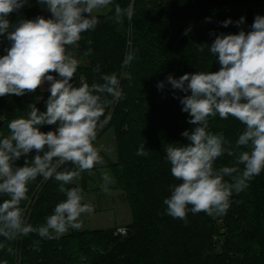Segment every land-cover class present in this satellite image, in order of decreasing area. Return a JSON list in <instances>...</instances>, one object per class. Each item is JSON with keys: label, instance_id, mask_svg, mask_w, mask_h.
I'll return each instance as SVG.
<instances>
[{"label": "clouds", "instance_id": "clouds-1", "mask_svg": "<svg viewBox=\"0 0 264 264\" xmlns=\"http://www.w3.org/2000/svg\"><path fill=\"white\" fill-rule=\"evenodd\" d=\"M27 3L0 0V37L9 42L6 54L0 56V97L33 93L45 82L49 83L50 95L46 110L30 104L26 116L12 119L7 134L0 133V251L10 255L15 254L11 243L30 234L51 240L59 239L69 229H81L79 218L93 210L83 203L82 188L68 185L81 173H92L95 166L103 164V145L95 142L111 119L107 110L122 97V79L130 76L101 72V64L97 63L92 69L96 80L89 84L81 77L79 84H74L80 61L73 49L84 33L96 29L100 23L98 13L110 6L117 23L131 21L135 15L133 4L122 7L114 0H37L51 13L50 18L40 15L12 23L9 14ZM244 23V17L235 21L238 28ZM230 24L231 19L222 22L223 27ZM92 43L87 40L85 56L92 55ZM196 47L200 53L207 47L218 61L219 70L185 73L178 79L167 77L172 89L185 93L180 98L182 111L190 117L187 122L195 126L182 132L187 144L177 142L164 147L165 162L180 183L169 185L163 214L185 224L189 211L210 217L226 215L233 194L248 189L251 181L264 172V16L254 17L250 31L241 28L235 34L220 33L210 45ZM134 58V53H126L122 67L129 66ZM157 88L163 90L165 83L159 82ZM217 116L225 120L231 116L244 125L234 143L223 132L209 130V118ZM45 125L55 126L54 130L41 131ZM33 152L35 155L29 159ZM148 154L141 144L136 155ZM225 155L232 162L218 165ZM22 157L24 163L18 166ZM67 164L73 169L63 167ZM38 177L58 182V192L65 199L55 205L44 223L34 226L28 222L26 202L29 185ZM101 178V190L107 193L113 179L108 173ZM33 245L38 251L40 241H33Z\"/></svg>", "mask_w": 264, "mask_h": 264}, {"label": "trees", "instance_id": "trees-1", "mask_svg": "<svg viewBox=\"0 0 264 264\" xmlns=\"http://www.w3.org/2000/svg\"><path fill=\"white\" fill-rule=\"evenodd\" d=\"M114 3L122 7L133 4L135 15L131 21L124 19L117 23L112 18V6L108 14L99 15L96 29L84 33L74 48L82 56L89 47L87 40L93 41L88 64H79L73 83L78 85L81 77L89 84L96 80L92 69L97 63L101 64V72H124L130 76L122 79V97L107 110L111 119L97 136L100 138L111 128L115 132L118 158L107 167L132 212L133 220L126 226L128 235L116 236L118 227L69 229L59 239L51 240L30 234L11 243L14 255L0 251V264L4 261L8 264H264V172L251 181L248 189L233 194L231 207L224 216L210 217L204 212L189 211L185 224L163 214L166 207L163 200L170 196L169 185L180 183L171 175L170 164L165 162L164 147L177 142L187 144L182 132L195 127L187 122L188 113L182 111L180 98L185 93L172 89L167 77L178 79L185 73L218 71L219 63L208 48L200 53L196 45H210L220 33L235 34L241 28L250 31L254 17L264 16V0H114ZM249 8L254 11L250 23L245 18ZM40 15L51 17L37 0H28L18 12L9 14L8 19L16 23L21 18ZM241 17L245 23L238 28L235 21ZM227 19L233 24L223 27L222 22ZM189 29L188 35H184ZM8 46L6 38L0 37V56L6 54L4 49ZM128 52L134 53L135 58L129 66L122 67ZM159 82L165 83L163 90L157 88ZM49 95L40 88L23 96L0 97V133L7 134V124L12 119L26 116L30 104L46 110L43 101ZM54 127L45 125L41 131ZM243 129L244 125L231 116L226 120L219 116L209 118V130L223 132L233 143ZM141 144L149 150L147 156L136 155ZM34 155L35 152L28 158ZM231 162L232 158L225 155L217 164ZM23 163V157L17 161L18 166ZM63 167L73 169L71 164ZM100 169L101 165H97L93 171ZM80 175L82 188L86 190L91 173ZM58 186L53 178L42 177L29 185V202H26L29 223L34 226L44 223L55 205L65 199ZM71 186L74 183L68 185ZM35 240L40 241L38 251L34 250Z\"/></svg>", "mask_w": 264, "mask_h": 264}, {"label": "rangeland", "instance_id": "rangeland-1", "mask_svg": "<svg viewBox=\"0 0 264 264\" xmlns=\"http://www.w3.org/2000/svg\"><path fill=\"white\" fill-rule=\"evenodd\" d=\"M110 10L111 7L98 13V15L108 14ZM73 55L80 61V65L88 64V57L84 54L80 56L79 53L73 49ZM48 87V82H45L41 89L46 91ZM96 145H103L101 153L104 162L101 164V169L91 173V179L86 190L82 188L80 182L81 175L73 182L75 186H79L83 190V203L90 204L93 209L90 213H84L79 218L82 224L80 230L110 229L127 226L133 220L131 209L123 193L117 189L112 172L107 167V164L115 163L118 158L114 130L112 128L108 129L97 139ZM103 173H108L113 179V182L109 184V191L107 193L103 192L100 187L103 183L101 178Z\"/></svg>", "mask_w": 264, "mask_h": 264}, {"label": "built area", "instance_id": "built-area-1", "mask_svg": "<svg viewBox=\"0 0 264 264\" xmlns=\"http://www.w3.org/2000/svg\"><path fill=\"white\" fill-rule=\"evenodd\" d=\"M49 84V83H48ZM46 101H43V103L45 104ZM115 235L116 236H126L128 235V229L126 227H118L115 231Z\"/></svg>", "mask_w": 264, "mask_h": 264}, {"label": "water", "instance_id": "water-1", "mask_svg": "<svg viewBox=\"0 0 264 264\" xmlns=\"http://www.w3.org/2000/svg\"><path fill=\"white\" fill-rule=\"evenodd\" d=\"M253 15H254V11L253 9L249 8L245 14V18H246V21L248 23H250L252 21V18H253Z\"/></svg>", "mask_w": 264, "mask_h": 264}, {"label": "crops", "instance_id": "crops-1", "mask_svg": "<svg viewBox=\"0 0 264 264\" xmlns=\"http://www.w3.org/2000/svg\"><path fill=\"white\" fill-rule=\"evenodd\" d=\"M123 227H126V226H123Z\"/></svg>", "mask_w": 264, "mask_h": 264}]
</instances>
